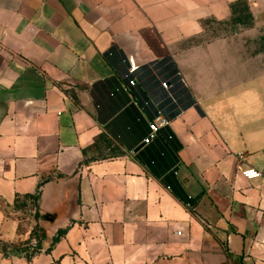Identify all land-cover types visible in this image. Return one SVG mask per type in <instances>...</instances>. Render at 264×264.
<instances>
[{"label": "crops", "instance_id": "0c3cea01", "mask_svg": "<svg viewBox=\"0 0 264 264\" xmlns=\"http://www.w3.org/2000/svg\"><path fill=\"white\" fill-rule=\"evenodd\" d=\"M234 1L0 0V264H264V51L200 38Z\"/></svg>", "mask_w": 264, "mask_h": 264}, {"label": "built area", "instance_id": "2783aa9c", "mask_svg": "<svg viewBox=\"0 0 264 264\" xmlns=\"http://www.w3.org/2000/svg\"><path fill=\"white\" fill-rule=\"evenodd\" d=\"M167 58H169V57H167ZM163 61H164L163 63L168 62V60H163ZM156 62L157 61H153L150 63V65H151L150 69L152 67L157 69L158 63H156ZM167 67L169 69L168 73H165L166 70H164V68H161V69L158 68V70L160 72L157 74L158 76H160V79H163L162 83L165 86V88L167 87L166 86L167 80H169V79L172 80L176 76L174 69L177 70V68L175 67V64L172 63V61L167 63ZM162 69L164 71H162ZM125 76H126V79L128 80L129 86L136 85L135 79L131 76L130 73H127ZM170 120L171 119L165 115L164 111L157 110L155 112V114L152 116V118L150 120H148V132H147L146 136L142 139V142L144 144L152 143L157 137H159L162 130L169 126ZM171 137L172 136H170L169 138H171ZM247 155H248L247 153L241 152V153H238L237 156H238V159L240 160V162H243L246 159ZM263 157H264V154H263ZM241 173L243 174V176H245L248 179L258 178V177L264 175V172L260 168H257L253 165H248L247 167H245L244 169L241 170ZM31 244L34 247L37 245L36 238L32 239Z\"/></svg>", "mask_w": 264, "mask_h": 264}, {"label": "trees", "instance_id": "16d2710c", "mask_svg": "<svg viewBox=\"0 0 264 264\" xmlns=\"http://www.w3.org/2000/svg\"><path fill=\"white\" fill-rule=\"evenodd\" d=\"M231 7V17H230V24L233 25H244L247 27H252L254 24V20H255V16L253 15L252 11H251V7L249 4L248 0H236L234 2H232L230 4ZM261 19L264 20V13L261 15L260 17ZM173 134H168L167 138H169L170 136H172ZM173 136L171 138H169L170 140H172L171 142H173ZM106 143V139H104L103 135H100L95 143L94 146H98L100 144ZM35 198H37L36 195L33 194H26L24 196H17L16 200L14 202V208L17 210H22L24 208H26L29 204L28 200H33L35 201ZM57 239V238H56ZM28 242V241H27ZM26 242V243H27ZM0 247L2 248V250L8 254V249H11V253L12 254H17V253H26L27 255H29L28 253L30 252L28 246H24L22 243H1ZM235 264H244L243 259L242 258H238L236 260Z\"/></svg>", "mask_w": 264, "mask_h": 264}, {"label": "rangeland", "instance_id": "374dc122", "mask_svg": "<svg viewBox=\"0 0 264 264\" xmlns=\"http://www.w3.org/2000/svg\"><path fill=\"white\" fill-rule=\"evenodd\" d=\"M230 20V19H229ZM229 20L218 21L210 19L206 24V31L200 37L201 39H210L215 37H221L226 35H235L238 33L239 39H253L258 41L256 43L255 50L264 51V20L257 18L254 20L252 27L244 25H233L230 24ZM30 215V207L25 208L20 212V216L26 218Z\"/></svg>", "mask_w": 264, "mask_h": 264}, {"label": "water", "instance_id": "95a60500", "mask_svg": "<svg viewBox=\"0 0 264 264\" xmlns=\"http://www.w3.org/2000/svg\"><path fill=\"white\" fill-rule=\"evenodd\" d=\"M160 64H158V67H157V69L158 68H160ZM157 69L156 68H151L150 70L153 72V74L155 75V77L157 78V81L159 82V85L161 86V87H164L165 88V86L163 85V79H160V76H157V74H155L156 73V71H157ZM155 71V72H154ZM174 72L176 73L175 75L177 76V70H175L174 69ZM178 78H179V76H177ZM174 79H176V78H174ZM173 80V79H172ZM171 85V81L170 80H167V82H166V86L168 87V86H170ZM143 145H145V144H143Z\"/></svg>", "mask_w": 264, "mask_h": 264}]
</instances>
